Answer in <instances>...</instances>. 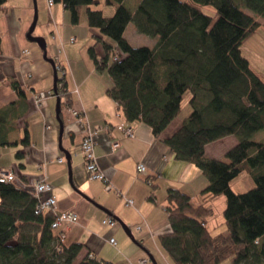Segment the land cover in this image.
<instances>
[{
  "label": "trees",
  "instance_id": "1",
  "mask_svg": "<svg viewBox=\"0 0 264 264\" xmlns=\"http://www.w3.org/2000/svg\"><path fill=\"white\" fill-rule=\"evenodd\" d=\"M53 1L64 6L73 24L85 11L88 26L100 31L88 53L96 70L111 77L107 95L128 122L140 121L162 138L189 94L192 113L162 141L177 161L196 165L208 185L197 204L168 188L165 211L171 231L158 238L167 256L174 264H264V138L254 139L264 131V78L242 54V45L261 27L244 9L264 18V0H135V8L132 0H104L116 5L112 17L99 7L102 0ZM6 2L0 0V6ZM206 7L215 15L206 14ZM130 24L157 38L156 45L132 46L121 36ZM109 35L114 43L105 38ZM57 72L56 96L61 106H70L65 70ZM12 87L18 101L0 106V147L11 145L8 134L23 117L19 108L26 92L18 82ZM27 130L19 143L24 148L30 146ZM228 136L237 142L224 159L207 155L209 144ZM243 171L254 185L236 193L231 183ZM222 195L227 230L214 234L207 227L213 214L207 202ZM40 201L34 188L20 187L15 178L0 181V264H98L89 251L79 260L85 245L69 240L65 229L52 228L55 215L39 211Z\"/></svg>",
  "mask_w": 264,
  "mask_h": 264
},
{
  "label": "crops",
  "instance_id": "2",
  "mask_svg": "<svg viewBox=\"0 0 264 264\" xmlns=\"http://www.w3.org/2000/svg\"><path fill=\"white\" fill-rule=\"evenodd\" d=\"M136 5L137 1L133 7ZM111 6L108 10L114 14L116 5ZM34 12L35 0H7L0 6V106L18 101V95L12 89L13 82H18L26 92V102L19 108L23 116L17 120L19 128L8 134L11 145L5 147L12 150V153L9 152L14 157L12 162L0 165V170H12L16 184L22 188L33 190L34 183L43 178L52 185L51 193L44 194L42 198L54 195L58 202L57 211H72L79 217L77 223L65 229L69 240L85 245L79 259L89 251L98 259L112 264H174L158 239L171 231L165 211L167 190L177 188L189 195L194 203H201L202 191L208 185L207 178L196 165L177 161L171 149L163 143L162 139L177 128L171 129V125L166 135L157 138L144 123H130L122 116L116 102L107 95V89L112 86L111 77L107 71L96 70L92 60L85 61L77 46L78 33L84 35L83 47L89 48L96 43L97 37L102 36L100 31L90 28L82 13L79 22L73 24L70 13L62 4L49 6L48 0H43L40 13L51 25L54 39L50 48L47 42V56L55 61L57 68L65 70L70 92V106H61L59 119L64 125L61 134L56 119L57 96L48 94L54 89V66L45 59L39 45L27 39ZM129 28L136 30L131 24L122 30ZM125 32H121L122 37ZM40 33L43 34V31ZM97 52L100 56L104 55L100 44L97 45ZM62 74L59 76L62 77ZM36 95L42 96L40 105L34 99ZM73 111L81 113V118L88 120L91 128L98 129L95 153L99 167L123 196H118L116 191L107 192L102 181L90 180L81 150L85 132ZM120 124L131 127L133 135L120 130ZM25 126L29 131L30 146L24 148L19 143ZM234 138L228 136L216 143L228 139L231 145H235L237 141ZM115 142L120 144L117 149H113ZM64 150L69 153V161ZM17 151L22 152L19 157L14 154ZM140 163L146 166L145 174L138 173ZM127 199L133 201L131 206L127 205ZM216 200L222 203L224 209L226 202L220 196L207 202V205L214 211L213 202ZM107 217H112L116 225H103L102 221ZM117 219L130 229L139 246L133 247L127 239H123L122 248L126 257H112L108 252L109 245L114 247L110 239L121 235L123 226ZM138 226L141 230L137 229ZM207 227L214 234L227 230L224 219L216 225L211 217L207 219ZM223 264L232 263L228 260Z\"/></svg>",
  "mask_w": 264,
  "mask_h": 264
},
{
  "label": "rangeland",
  "instance_id": "3",
  "mask_svg": "<svg viewBox=\"0 0 264 264\" xmlns=\"http://www.w3.org/2000/svg\"><path fill=\"white\" fill-rule=\"evenodd\" d=\"M132 1H135V0H132ZM183 1H188V0H183ZM36 4L38 7L39 18H38L37 27H36L33 35H35V36L43 35L42 37H44L47 40L46 42L49 43V48H50V44L54 43V39H53V36L51 34L52 27H50L51 25H49L47 19H45V20L43 19V17H42L43 13L41 16L40 8L42 9L43 0H36ZM110 7H112V6L109 4H106L104 1L100 7L104 10V15L107 17L110 14H112L111 10H108V8H110ZM244 10L247 13L254 16L256 19H258L261 22V27L256 32V34H254L251 38H249L244 43V45H242V54L244 55V57H246L250 61L252 68L255 69L264 78V18L260 17L258 14H255V12H252L251 10H249L247 8ZM204 12L210 16L215 15V12L211 7H206L204 9ZM82 17H83V19L84 18L86 19L85 11L82 12ZM42 31H43V34L40 33ZM122 31H124V32L126 31L125 35H123V36L126 38V40L127 39L129 40V42L131 43L132 46H135L137 48H138V46L153 47L157 43V38H152V37L146 36L144 34H140L137 30H132V28H129L127 30L125 29ZM77 35H78L77 46H79V48H80L81 56H83L85 58V61H91V58H90L89 53H88V47L85 48V45L83 47V43H82L83 37L82 36H84V35L82 34V36H81V33L80 34L78 33ZM108 39L110 41H112L113 43L116 41L115 37H113L111 35L108 36ZM82 47H83V49H82ZM49 53L51 54L50 49H49ZM69 74H70V71H69ZM191 111H192V108L189 104V94H186L184 99H183L182 110L180 112V115L178 116L177 120L172 123L171 129L178 128L180 126V124H182L180 121L182 119L184 120V118L189 116V114L192 113ZM263 138H264V131L259 132L254 137V139H256V140H263ZM231 144H232L231 141L228 139L223 140L222 142H217V143L214 142V143L210 144V146L208 148L207 155L210 157L218 158V159H224L225 154H226L225 152L228 151L232 146H234ZM9 151H11V153H12V150L10 148L0 147V165L12 162L14 156L12 154H10ZM14 154H16V153H14ZM253 184H254L253 179H252V177L248 171H243L242 173H239V176L236 177L231 183L232 189L236 193H242V192L249 190L250 188L253 187L252 186ZM220 197L225 199V202H226L225 196L222 195ZM213 203H214L215 209L213 211L212 216H210V217L212 218L213 223H216V225H219L220 221H223V219H224V214H223L224 209L221 207L222 203H220L219 200H216ZM209 206L210 205L208 204L207 207H209ZM120 233H121V235H116V237H115L117 244H118L117 249L114 248L115 246L114 247H112L110 245L108 246L109 247L108 252L112 255V257L116 256V255H119V256L121 255L122 257H126L127 254H126L125 250H123V248H122L124 245L123 239H127L131 246L139 247L137 245V243H135V241H133L132 237H130L126 233V231L123 227L121 228ZM133 234L135 235V233H133ZM229 261H231V260H229Z\"/></svg>",
  "mask_w": 264,
  "mask_h": 264
},
{
  "label": "built area",
  "instance_id": "4",
  "mask_svg": "<svg viewBox=\"0 0 264 264\" xmlns=\"http://www.w3.org/2000/svg\"><path fill=\"white\" fill-rule=\"evenodd\" d=\"M54 4L53 0H48V5L52 6ZM74 40V39H72ZM59 69V68H58ZM49 95L53 94L52 92L48 93ZM35 101L38 105L41 104L42 96L36 95ZM81 113L78 111H73V115L78 118L80 128L85 132L84 137L81 142V150L83 153L84 163L86 169L88 170V174L90 180L92 181H102L105 186V190L107 192L116 191L118 196H123L115 187L111 184L108 177L104 174V172L100 169L97 156L95 153V145H96V135L98 133V129L91 128L90 122L86 119L81 118ZM118 127L127 135H133V129L131 127H127L124 124H120ZM120 146L118 142L113 144V149H117ZM60 162L63 159H59ZM145 164L140 163L137 166V170L139 174H145L146 168ZM15 177L14 172L10 169L8 170H0V181H10ZM34 191L36 196L41 198L40 204L38 206L39 211L43 210H51L53 211L55 218L52 222V228L54 229H66L70 225L78 222L79 217L75 212L72 211H57L58 202L54 195L50 194L46 198H42V196L46 193H51L52 185L48 183V181L43 178L39 179L34 183ZM128 206L133 204V201L130 199L125 200ZM102 224L105 226L113 227L116 225V221L112 217H107L102 221ZM138 230H141V227H137ZM110 243L114 246L117 245V242L114 238L110 239ZM98 264H112L103 260H98Z\"/></svg>",
  "mask_w": 264,
  "mask_h": 264
},
{
  "label": "water",
  "instance_id": "5",
  "mask_svg": "<svg viewBox=\"0 0 264 264\" xmlns=\"http://www.w3.org/2000/svg\"><path fill=\"white\" fill-rule=\"evenodd\" d=\"M33 14H34V19H33L32 24L30 25L29 31L27 33V39L30 42H33V43L38 44L39 47L44 51V55L43 56L45 57V59H47L48 61H50V63L52 64V66H54V89L53 90H54L55 95H57V88L55 87V86H57V79H58L57 67L55 66L56 63H55V61L53 59H50L47 56V42H46V39L44 37H42V35L41 36H35V35H33L34 32H35V29L37 27L38 18H39V16H38V7H37V4H36V0H35V12ZM60 114H61V99H60V97L57 96V118L56 119H58V121H59L60 132L62 134L63 131H64V125H63L62 120L59 119L60 118ZM64 152L66 154L67 160L69 161L70 160L69 153L67 151H65V150H64ZM68 165L70 167L71 164L69 163ZM83 196H85V195H83ZM85 198H87L89 201H91L94 204H96L93 200H91L87 196H85ZM96 205L99 206L98 204H96ZM99 207L102 208L103 210L107 211L104 207H101V206H99ZM118 221L121 223V225L125 229L126 233L130 237H132V233H131L130 229L126 225H124V223H122V221H120V219ZM132 239H133V237H132ZM133 241H135V240L133 239ZM150 257H151V259L153 261V257L151 256V254H150Z\"/></svg>",
  "mask_w": 264,
  "mask_h": 264
}]
</instances>
